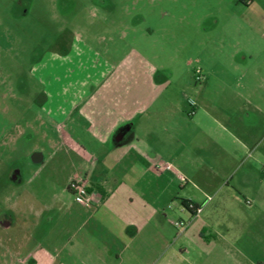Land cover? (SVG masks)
<instances>
[{"label": "rangeland", "instance_id": "1", "mask_svg": "<svg viewBox=\"0 0 264 264\" xmlns=\"http://www.w3.org/2000/svg\"><path fill=\"white\" fill-rule=\"evenodd\" d=\"M238 2L0 0V201L7 190L49 203L55 191L66 188L67 177L80 163L79 155L59 139L51 124V94L61 99L90 95L97 105L105 93L124 94L137 86L147 89L142 82L152 77L164 81L157 85L162 106L174 110L180 103L187 117L182 123L194 131L195 122L188 120L194 116L189 99L196 102L198 88L203 87L195 70L201 69L204 76L211 70L215 45L205 34L220 31L211 17L233 16L232 23L242 19L255 23L264 12L261 0ZM213 70L225 73L231 90L264 91L258 81L241 78L243 69ZM105 74L124 81L107 84ZM217 90L215 86L213 91ZM64 129L80 144L98 140L84 126L76 132ZM256 132L262 133L257 129L253 135ZM196 141L203 147L194 146L191 138L186 144L174 141L171 150L179 153L178 159L169 163L182 188L176 201L184 196L198 202L195 223L212 226L205 228L210 233L205 241L211 243L187 246L194 263L264 264V207L247 195L253 200L249 206L232 190L239 181L214 163L215 155L221 159L225 153L221 145L215 148L204 135ZM173 205L171 220L185 222L176 225L183 229L190 224V212L179 203Z\"/></svg>", "mask_w": 264, "mask_h": 264}, {"label": "crops", "instance_id": "2", "mask_svg": "<svg viewBox=\"0 0 264 264\" xmlns=\"http://www.w3.org/2000/svg\"><path fill=\"white\" fill-rule=\"evenodd\" d=\"M256 1L240 0L246 5ZM259 16L255 23L243 19L232 23L233 16L211 17L220 31L205 34L215 50L211 70L202 74L203 87L198 88L190 114L194 116L188 119L195 122L194 131L182 123L187 117L180 103L174 110L162 106L157 85L164 81L152 77L142 82L147 89L137 86L124 94L105 93L97 105L90 95L61 99L51 94V124L59 139L79 155L80 163L67 177L66 188L55 191L49 203L27 199L26 193L2 191L0 264H195L187 246L211 243L205 241L210 225L195 223L198 215L183 204V199L192 198L176 201L182 188L169 163L178 159L179 153L171 150L173 143L186 144L191 138L202 148L196 141L202 135L215 148L225 149L221 159L215 155L214 163L239 181L232 190L249 206L253 200L247 195L264 207V91L231 90L225 73L213 70L240 68L241 78L264 87V12ZM106 76L107 84L124 81ZM67 126L75 132L84 126L98 140L80 144L64 129ZM257 129L262 133L253 135ZM77 177L88 182L92 195L88 204L80 203L68 189V182ZM174 203L190 212V224L183 229L171 220Z\"/></svg>", "mask_w": 264, "mask_h": 264}, {"label": "built area", "instance_id": "3", "mask_svg": "<svg viewBox=\"0 0 264 264\" xmlns=\"http://www.w3.org/2000/svg\"><path fill=\"white\" fill-rule=\"evenodd\" d=\"M195 78L196 80L201 81L203 76L201 73V69H196L195 70ZM189 103L191 105V109H190V114H192L194 112V107L196 105V102L193 99H189ZM68 189L76 196V198L78 199V201L82 204H88L91 202L92 200V195H91V191L89 190V185L88 182L86 180V178L84 177H77V178H72L69 182H68ZM190 206L193 207L195 210V212L193 214H197L200 211L199 206L197 205H193V203H190ZM175 225H185V222L179 220V221H175L174 222Z\"/></svg>", "mask_w": 264, "mask_h": 264}, {"label": "trees", "instance_id": "4", "mask_svg": "<svg viewBox=\"0 0 264 264\" xmlns=\"http://www.w3.org/2000/svg\"><path fill=\"white\" fill-rule=\"evenodd\" d=\"M190 203H193V205L197 206V204L195 202H192L191 200H185L183 199V204L186 206V208H188L192 213H194V208L190 206Z\"/></svg>", "mask_w": 264, "mask_h": 264}]
</instances>
